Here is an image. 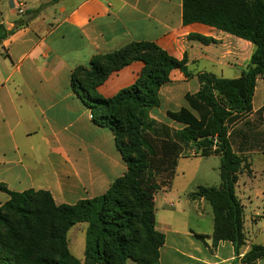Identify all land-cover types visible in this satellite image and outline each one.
Segmentation results:
<instances>
[{
    "label": "crops",
    "instance_id": "0c3cea01",
    "mask_svg": "<svg viewBox=\"0 0 264 264\" xmlns=\"http://www.w3.org/2000/svg\"><path fill=\"white\" fill-rule=\"evenodd\" d=\"M18 3L24 5L22 15L16 13ZM0 28V36L7 33L0 41V185L14 192L48 191L57 204L67 205L105 194L127 170L116 137L94 122L81 90L71 86L75 68H89L94 56L131 42H151L177 60L186 57L192 76L171 71L159 90V106L150 112L158 123L177 129L167 112L187 108L185 95L198 90L195 74L238 78L253 52L251 43L212 27L184 25L182 0H0ZM190 35L216 43L204 45ZM142 68L133 62L111 73L98 94L112 98L131 86ZM252 108L231 138L249 164V173H239L235 185L245 246L237 253L231 242L213 243L208 202L192 198L195 191L186 196L185 189L173 190L175 175L169 188L154 195L155 228L165 237L159 264H231L252 244L264 245L258 243L264 235V114L257 115L264 108V75L256 81ZM8 198L0 190V203ZM248 208H253L249 216ZM249 223L256 227L253 237L245 230ZM84 249L77 258L81 263Z\"/></svg>",
    "mask_w": 264,
    "mask_h": 264
},
{
    "label": "trees",
    "instance_id": "16d2710c",
    "mask_svg": "<svg viewBox=\"0 0 264 264\" xmlns=\"http://www.w3.org/2000/svg\"><path fill=\"white\" fill-rule=\"evenodd\" d=\"M182 23L206 25L251 43L253 52L240 76L196 73L198 90L185 95L187 108L167 112L179 125L173 129L150 112L159 106V90L171 71L192 76L186 57L177 60L154 43L131 42L94 56L89 68H75L71 86L81 90L94 122L116 137L127 170L105 194L73 205L57 204L48 191L14 192L0 185L9 197L0 203V264H159L165 237L155 228L154 195L171 186L177 161L187 150L193 157H219L220 187H198L190 194L211 207L213 243L231 242L237 253L245 246L244 210L235 185L239 173H249V164L233 149L231 138L253 113L256 81L264 75V0H182ZM188 39L216 43L200 35ZM133 62L143 68L131 86L112 98L98 94L111 73ZM262 114L264 108L257 112ZM78 223L87 224L83 263L70 253L67 240ZM262 258L264 245L252 244L231 264H256Z\"/></svg>",
    "mask_w": 264,
    "mask_h": 264
},
{
    "label": "rangeland",
    "instance_id": "374dc122",
    "mask_svg": "<svg viewBox=\"0 0 264 264\" xmlns=\"http://www.w3.org/2000/svg\"><path fill=\"white\" fill-rule=\"evenodd\" d=\"M173 128H176L173 126ZM192 151L187 150L186 156H181L177 161L176 177L173 183V190L185 189V195L196 191L198 187L218 188L221 185L219 173V157H193L190 156ZM57 201L58 198H56ZM67 203H73V200H67ZM60 203V202H57ZM206 210L212 217L211 207L205 203ZM253 208H248L246 214L249 216ZM263 227V220H260L257 225ZM86 223H81L73 227L67 234L70 243V252L76 258H83L84 237ZM209 229V228H208ZM246 231L251 234H256V227L246 224ZM76 242V244L74 243ZM258 243H264V235L259 236Z\"/></svg>",
    "mask_w": 264,
    "mask_h": 264
},
{
    "label": "built area",
    "instance_id": "2783aa9c",
    "mask_svg": "<svg viewBox=\"0 0 264 264\" xmlns=\"http://www.w3.org/2000/svg\"><path fill=\"white\" fill-rule=\"evenodd\" d=\"M24 5L22 3H18L17 7H16V13L18 15H22L24 13Z\"/></svg>",
    "mask_w": 264,
    "mask_h": 264
}]
</instances>
